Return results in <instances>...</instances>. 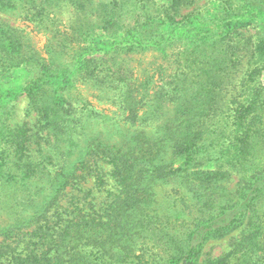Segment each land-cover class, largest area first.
Masks as SVG:
<instances>
[{
	"label": "trees",
	"instance_id": "1",
	"mask_svg": "<svg viewBox=\"0 0 264 264\" xmlns=\"http://www.w3.org/2000/svg\"><path fill=\"white\" fill-rule=\"evenodd\" d=\"M159 1L0 0L51 34L44 57L0 16V102L23 70L37 116L31 132L1 112L0 264H264V0ZM60 4L82 17L69 32ZM147 51L161 61L138 77L128 56ZM102 165L115 192L96 206L76 185L104 186Z\"/></svg>",
	"mask_w": 264,
	"mask_h": 264
},
{
	"label": "rangeland",
	"instance_id": "2",
	"mask_svg": "<svg viewBox=\"0 0 264 264\" xmlns=\"http://www.w3.org/2000/svg\"><path fill=\"white\" fill-rule=\"evenodd\" d=\"M189 1L193 3L191 5L182 7L179 14H188L189 12L196 11L198 9L210 7V4L215 0H188L187 2ZM156 2L159 4L160 1L156 0ZM56 14L58 16L57 18L59 19V22L56 24L55 29L60 30V32H69L70 26L79 24L82 21V17L79 16L77 12L68 4H60ZM0 16L10 26L16 28L22 33V35L26 38V42L33 50L37 51L44 57L47 56L45 50L47 40L51 37L50 32L43 29V27L39 24L22 19L21 16L16 14H1ZM176 19L178 18L176 17ZM160 61L161 60L159 59L157 52L147 51L142 55L133 54L128 56L127 64L129 67L134 68L136 76L141 77L142 75H145V69L154 70V66L159 64ZM239 70H241L240 67ZM30 76V74L23 70H13L8 76V78L5 80L7 83V88L11 90L10 93H13V95L16 96L14 98L12 97L13 95L10 96L9 98L11 101H9V103H4L2 101L0 102V116H2L1 112L6 110L7 113L3 114L2 118H6L5 123L9 127L27 123L30 131L35 132L37 125L36 113L30 110V105L27 98L20 92L21 84H23V82ZM156 78L157 76L154 78V80ZM262 80L264 83V75ZM77 90L81 97L86 98L95 107V109L104 112L116 110L115 106L111 105L109 102H106L100 97V94L92 85L79 84ZM76 156L77 153L72 154L70 156L69 163L75 160L77 158ZM102 166L104 167L102 171L103 173H106V175L103 177L104 186H102L100 189L94 186V180L91 176L86 177L85 182L80 181L76 185L77 189H92L91 195L95 198L93 204L96 206H99V204L110 198L115 192L114 182L107 174L109 167L105 165ZM232 179L236 180L237 176H233ZM228 185L233 186V183L230 182ZM262 215L264 219V213ZM5 218V215L0 216V227L7 223ZM241 230L242 229H238L226 237L210 240L207 242L203 248V256L217 257L222 253L229 251L232 247V242L240 236Z\"/></svg>",
	"mask_w": 264,
	"mask_h": 264
}]
</instances>
